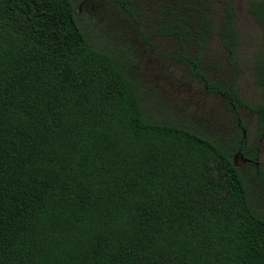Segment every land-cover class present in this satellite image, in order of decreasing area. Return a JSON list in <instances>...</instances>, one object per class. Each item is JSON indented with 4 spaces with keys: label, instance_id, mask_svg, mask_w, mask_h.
<instances>
[{
    "label": "trees",
    "instance_id": "16d2710c",
    "mask_svg": "<svg viewBox=\"0 0 264 264\" xmlns=\"http://www.w3.org/2000/svg\"><path fill=\"white\" fill-rule=\"evenodd\" d=\"M107 2L146 39L176 40L189 76L254 114L264 139V0H246L252 105L206 58L217 45L235 69L233 0ZM75 15L72 0H0V264H264V214L240 167L264 192L247 124L223 138L151 120Z\"/></svg>",
    "mask_w": 264,
    "mask_h": 264
},
{
    "label": "rangeland",
    "instance_id": "374dc122",
    "mask_svg": "<svg viewBox=\"0 0 264 264\" xmlns=\"http://www.w3.org/2000/svg\"><path fill=\"white\" fill-rule=\"evenodd\" d=\"M76 12L82 0H72ZM240 40L235 69L229 68L223 55L212 49L207 63L215 65L209 74L221 83L234 80L241 98L252 105L259 92L251 73V59L258 44V27L247 14L246 0H233ZM77 24L91 45L116 57L125 75L137 88L140 102L153 121L187 124L191 127L231 138L237 124H247L245 143H260L259 166L264 169V139L259 138L257 119L246 109L232 111L226 101L204 91L203 85L188 74L185 64L178 60L182 48L171 38H145L131 21L110 2L95 0L81 6ZM185 54V53H184ZM183 54V55H184ZM251 194L264 214V192L255 179L252 168L240 166Z\"/></svg>",
    "mask_w": 264,
    "mask_h": 264
},
{
    "label": "flooded vegetation",
    "instance_id": "af4514ba",
    "mask_svg": "<svg viewBox=\"0 0 264 264\" xmlns=\"http://www.w3.org/2000/svg\"><path fill=\"white\" fill-rule=\"evenodd\" d=\"M91 1L93 2V1H95V0H82V3H81V4L84 5V4H86V3H90ZM103 1H106V2H107V0H103ZM82 5H79V6H78V11L76 12L75 17H77L78 13L81 11V6H82ZM256 165L259 166V162L256 163Z\"/></svg>",
    "mask_w": 264,
    "mask_h": 264
}]
</instances>
